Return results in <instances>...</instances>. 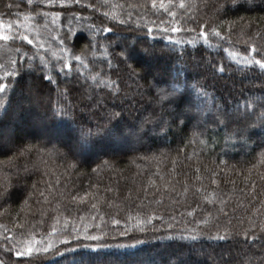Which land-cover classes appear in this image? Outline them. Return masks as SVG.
<instances>
[{
    "label": "trees",
    "instance_id": "obj_1",
    "mask_svg": "<svg viewBox=\"0 0 264 264\" xmlns=\"http://www.w3.org/2000/svg\"><path fill=\"white\" fill-rule=\"evenodd\" d=\"M87 2L96 3L97 0ZM111 2L118 5L115 11L121 18L131 14V20L126 25H118L108 20H104V24L112 27L121 37H126L130 43H135L137 36L141 37V42L136 44L137 54L129 62L142 74H150L147 80L130 78L122 65L118 70L108 72L104 57L99 55L102 50H98L95 57L88 54L89 68L82 69L84 76L78 75L75 61L71 62L73 69L69 75L64 73L58 75L59 66L52 69L50 64V74L56 79V83L52 84L42 78L45 73L39 68L35 71L28 69L27 58L22 62L17 53L0 50V62H6L9 57L16 59L20 72L15 78L9 77L5 81H0L12 85L6 89V96L0 94V99L5 101V107L8 106V100H11V107H14L19 101L18 91L29 93L33 90L37 100L35 107L32 103L29 106L27 119L36 124L41 137L25 139L15 133L17 130L12 129L11 119L23 120L24 113L27 114L24 108H21L23 113L17 117H14L11 111L5 113L0 110V129L6 127V135L9 133L12 141L21 146L39 145L48 137L53 138V142L60 141L61 138L63 143L58 144V147L61 153L67 154L66 159L64 156L53 155L50 158L44 156V164H41L36 154H29L14 161L15 167L7 163L3 165L0 181L3 180V173H9L7 179L12 187L9 189L11 199L0 204V207L7 209V214L0 216V224L12 229L19 213L20 222L28 226L37 225V231H47L48 225L52 223L50 216L59 215L62 221L70 212L71 216L76 218L81 231L87 226L90 234L105 233L100 241L86 240L81 235L78 241L72 240L68 245L70 247H76L77 244L106 245L97 249L91 258L87 255L91 249L78 248L77 252L82 254L78 259H83L85 264L89 259L93 260L94 264H209V262L224 264V254L229 252L232 254L233 264H236L242 258V254H247L249 250L255 251L246 245L242 235L250 228V221L257 225L258 234L259 225L264 222V160L260 156L261 147L258 146L260 136L253 135L249 145L244 147L245 153H240L230 142L229 145L224 144L223 128L217 129L214 126L205 128L203 125L194 127L195 120L188 123L187 127L179 125L178 122L170 124V130L165 134L160 130L158 117L163 114L171 121L172 117L168 115L171 109L161 108L155 100L154 90H148V82L153 75L168 78L175 76L177 70L182 69L181 81L187 78L189 83H195L197 87L202 86L216 103L225 107H234L237 101L250 95L264 96V72L231 60L223 51L224 48H229L243 54L248 36H254L257 31L264 36L262 19L264 0H254L252 5L240 0L243 6L238 4L230 7L223 15L215 12L216 3L223 0H188L193 5V15L197 22L207 21L210 25H219L221 20L229 22L231 29L228 35L233 43L229 44L210 36L211 47L200 39L194 45L184 43L176 45L175 51L171 53L169 48L172 45L163 38L164 36L171 35L174 40H192L196 37L198 29L197 32L179 33H163L160 30L172 26L195 28V23L191 21L182 25L169 23L166 15L151 8L150 0ZM7 4L12 5L10 10L5 7ZM77 12L92 19H72ZM53 13H60L56 18V24L53 23ZM0 18L13 22L19 20L20 31L27 34L30 39L39 33L37 38L45 40L46 47L50 45L48 52L50 58L52 52L59 55L58 41L53 38L57 34L63 36L68 27H71V36L66 43L74 53H80L89 40L86 25L88 23L100 25V21L104 19L100 13L81 8L79 5L69 4L62 7L56 3L49 6L47 3H40V0H33L32 4H29L28 0H0ZM138 18H142L139 19L141 25L139 29L136 27ZM150 21L156 23L151 24ZM161 21L164 23H160ZM229 23L221 26L222 31L228 30ZM146 24L153 27L155 39L147 35ZM24 25L27 27H23ZM103 35L98 34V39H102ZM108 35L115 39L112 34ZM253 42L264 45V39L254 38ZM21 44L23 51L29 55L35 51L26 41H17L15 47H20ZM149 46L154 47L156 56L143 55L142 50ZM34 64L38 65L39 60L34 61ZM221 67L224 69L223 72L218 70ZM101 69L110 75L111 79L118 80L120 85L118 96L109 94L106 88H97L90 79H86ZM67 71L66 69L65 72ZM26 81H31V90ZM97 101H100V104L94 107ZM61 105L70 108L74 124L62 123L51 118V109ZM113 112H119L120 116L113 118L111 115ZM153 116L157 119H153ZM145 118H148L147 122L136 136L121 135L117 131L132 125L140 128V121ZM80 126L92 128L93 131L97 127L113 131L110 133L102 131L101 135L93 136L88 143L79 144L76 137L79 135ZM194 131L203 132L204 135L193 136ZM200 139H204L206 143H199ZM113 141L138 145L114 151L110 150L108 145ZM64 145H70L75 155ZM11 155L12 152L0 153V162L7 161ZM221 160L224 161L223 164ZM25 163H28L30 168L35 163L39 170L29 173L26 178L23 173L19 177L11 174L15 172L16 167ZM69 163L75 167H68ZM44 171H48L50 175L42 176ZM197 176L200 177L199 180ZM42 179L45 182H54L55 179L60 181L51 195L45 191V196L52 201L51 207L42 201L38 203L35 195L22 207V202L32 191L34 181L38 183V190L45 189V184L39 183ZM213 179L217 181L216 184L212 183ZM185 188L188 189L187 192L184 191ZM85 192L89 193L87 204L80 205L70 200L71 195H83ZM209 194H215L213 204H208L203 199ZM221 200L226 203L221 204ZM92 203L97 204L99 212L104 215L103 220L99 215H96L95 220L91 218L90 213L94 211L91 209ZM65 207L68 208L67 212L64 211ZM57 208L59 211L53 212V209ZM192 209H195V212L190 216L188 213ZM220 209L227 215L220 212ZM137 212L142 215L155 212L163 216L164 223L154 220L153 224L158 230L149 225L145 232L131 231L127 236L118 235L119 231L134 224V220L125 223L129 213L135 217ZM208 213H211L210 217ZM80 215L84 216L82 222L78 219ZM170 216H175V220H170ZM113 217L121 220V223L113 225L111 223ZM205 218L209 219L207 226L194 223V220ZM168 224H172L173 227L168 229ZM96 225L100 227L97 228ZM186 228H197L204 235L195 241L180 239V234L185 232ZM217 233L227 235L228 239L209 238ZM135 240L144 242L135 247H127ZM59 247L62 249L65 246ZM0 258H4L3 253H0ZM7 258L10 259V264H69L72 255L68 254L67 259L50 254L32 257H15L12 254Z\"/></svg>",
    "mask_w": 264,
    "mask_h": 264
},
{
    "label": "snow or ice",
    "instance_id": "obj_2",
    "mask_svg": "<svg viewBox=\"0 0 264 264\" xmlns=\"http://www.w3.org/2000/svg\"><path fill=\"white\" fill-rule=\"evenodd\" d=\"M33 0H28L29 4H32ZM245 3L252 5L254 0H244ZM40 3H47L49 6L59 3L62 7L69 4L79 5L81 8L91 9L93 12L100 13L104 18L100 21V25L96 23H88L86 25L89 32V40L80 53H74L73 50L68 47L66 43L70 36L72 29L68 27V31L63 35L57 34L53 37L58 41L57 50L59 55H56L55 52L51 53V58L48 55L50 51V45L46 47V41L43 39H38L39 33L36 34L32 39L29 38L27 34L20 31L21 24L19 20L5 21L0 18V50L5 52H15L19 55L20 61H24L27 58V67L30 71H35L36 68H39L43 73H45L42 78L46 81H49L52 84L56 83V79L50 74L51 69L49 65L51 64L52 69L58 68V75L64 73L69 75L72 72L73 64L72 61H75V67L78 75L84 76L82 69H88L89 63L87 60L88 54L90 53L93 57L98 54L102 55L107 64L108 72H111L113 69H119L122 65L128 72L130 78L145 79L147 80L148 75L142 74L137 67L130 63L129 61L133 60L137 54L136 44L141 42V37L137 36L135 43H130L126 37H121L119 33H115L112 27L105 26L104 20L112 21L118 25H126L131 20V14L126 18H121V16L116 13L115 9L118 5L111 2V0H97L96 3L87 2V0H40ZM151 8L155 12H162L166 15L171 24L182 25L191 21L196 24V27H164L160 31L163 33H179L181 31L185 32H197L196 37L192 40H179L174 38L171 35H166L163 38L168 40L172 45L169 48V52L175 51V46L182 43L194 45L200 39L203 40L205 45L211 47L209 37L218 38L220 41H227L229 44L233 43L228 32L231 29V24L227 21L221 20L219 25H210L207 21L197 22L195 16L193 15V5L188 2V0H150ZM243 6L240 4V0H223V2H217L215 6V12L219 15L225 14L230 7H235L237 5ZM9 10L12 5H5ZM102 9H104L102 11ZM47 15V13H44ZM53 23H55L56 18L59 17L60 13H53ZM28 17H25L27 20ZM72 19L79 20H91L89 16H82L79 12L75 13ZM139 19L136 23V27L139 29L141 27ZM264 19V17H262ZM149 23L155 24V21H150ZM160 23H164L161 21ZM229 23L228 30L222 31L221 26ZM71 24V19L69 20ZM147 35L155 39L153 33V27L147 26ZM23 27H27L24 25ZM55 31V29H54ZM104 34L102 39H98V34ZM108 34L115 36V39H112ZM254 38L264 39V36L257 31L254 36H248L247 38V47L245 52L241 54L235 50H229V48H224L223 51L227 53L228 57L237 62L248 66L249 68H258L261 72H264V45H258L253 42ZM27 42L28 45H32L35 51L31 55L28 52L23 51V45L20 47H15L16 42ZM107 41V43H104ZM219 46V45H218ZM111 49V51H109ZM144 56H156V51L154 47L149 46L143 50ZM39 60V64L35 65L34 61ZM54 61V63H53ZM115 61V63H114ZM68 70L65 72V70ZM220 72H223V67L218 69ZM182 69L177 70L175 76H169L168 78H160L159 75L151 76V80L148 82V90L155 92V100L161 106L162 109H171L168 112V115L172 117L171 121L165 118L163 114L158 117L159 126L161 132L165 133L170 130V124L188 126V123L195 120L196 124L194 127H200L203 125L205 128L215 127L217 129H224V138L225 142L231 143L233 148L246 147L249 145V140L253 135L260 136L261 147L260 156L264 160V96L250 95L242 100L236 102L234 107H225L219 103H216L214 98L210 96L206 89L202 86L197 87L195 83H189L188 79L185 78L183 81L180 79V72ZM20 75V72L17 68V60L9 57L6 62H0V81H5L9 77L15 78ZM118 75V73H117ZM90 79L97 88H106L109 90V94L113 96H118L120 94V85L118 80L111 79L110 75L104 72L103 69L96 71L94 74H90L86 77ZM12 87L11 84H6L0 82V94L7 95L6 89ZM27 100L29 104L33 102L31 96L23 97ZM100 101H97L94 107H98ZM174 106V107H173ZM11 108V100H8V106L5 107V101L0 99V110H3L5 113ZM72 112L68 106L61 105L60 107H53L51 109V118L53 120H59L62 123H75V120L72 119ZM112 117H119V112L111 113ZM153 119L157 117L153 116ZM148 118L140 121V128L132 125L124 129H117L121 135L126 136H136L143 128L144 123L147 122ZM106 132L110 133L113 129L101 130L99 127L93 131L92 128H86L80 126L78 129L79 135L76 137L77 143L86 144L90 141L93 136H99L101 133ZM193 136L200 137L203 136V132L192 133ZM195 142V141H193ZM63 143V141L57 140L53 142V138L48 137L40 142L39 145L33 144H24L23 146L15 144L12 139L6 136L5 131L0 129V153L3 152H12V155L7 158V161L0 162V173L3 172V165L7 163L8 165L14 166V161L18 159L25 158L29 154H36L40 158L41 164H44L43 157L48 156L49 158L53 155L64 156L66 159L65 153H61L58 144ZM187 143V141H186ZM199 143L205 144L204 139H200ZM68 148V151L75 155L73 149L70 145H64ZM227 155V153H225ZM223 164L224 161L221 160ZM68 167H75L74 164L69 163ZM47 165L45 164V168ZM39 170L35 163L32 164L30 168L28 163H25L23 166L16 167L15 172L11 173L16 176H20L21 173L24 174L26 178L29 173ZM197 171H199L197 169ZM9 173H3V180L0 181V204L6 203V201L11 199V193L9 189L12 187L10 181H8ZM50 175L48 171H44L42 176ZM215 175V173H213ZM199 180L200 177L197 176ZM39 183L45 184L44 190H38V183L33 182L32 191L28 194V197L22 202V207L27 204L28 199L33 195L37 197V202H43L48 204L51 207L52 201L48 199V196H45V191H48L51 195L52 191L56 186L60 184L59 179H55L54 182L49 181L45 182L43 179ZM154 183V181L152 182ZM213 184H216L215 179L212 180ZM167 187V185H165ZM187 188L184 189L187 192ZM199 192L200 190L197 189ZM89 193L85 192L83 195H71L70 200L76 202L77 204L84 205L88 203ZM203 199L208 204H213L215 200V194L205 195ZM221 204L226 203V201L221 200ZM91 209L94 210L90 213L93 220L96 219V215L100 216V219H104V215L99 212L97 204L92 203ZM59 209H53V212H58ZM64 211H68V208L65 207ZM224 215H227L226 212H223V209L219 210ZM195 209H192L188 215H193ZM7 214V209L5 207H0V216ZM208 216H211V213H208ZM49 219L52 220V223L48 225L47 231H37V225L33 224L31 226L26 225L24 222H20L21 218L19 213L17 214L16 223H14L13 228L9 229L6 225L0 224V237H2V243H0V253H3L4 258H0V264H10V255L14 254L15 257H32L34 255H53L59 256L62 259H67L68 254L72 255V259L69 261V264H85L83 259H78L82 254L77 252L78 248H88L91 249L87 255L91 258L97 249L105 247L106 245H101L99 243L95 245H80L77 244L76 247H70L72 240H79L80 236L83 235L84 239L90 241H100L105 235L104 232L100 234H90L87 231V226L80 230L77 226L76 218L71 216L69 212L68 215L61 218L59 215L50 216ZM78 219L82 222L84 216L80 215ZM170 220H175V216H170ZM135 221L134 224H131L130 227L125 228L123 231H119L118 235L127 236L131 231L145 232L148 230V226L151 225L154 230L156 226L153 224L154 220H159L161 223H164V218L162 215H157L155 212L151 214H141L137 212L135 217L129 213L126 224L130 221ZM111 223L113 225H119L121 220L112 218ZM194 223L197 225L204 224L207 226L209 224V219L205 218L203 220H194ZM231 223V221H229ZM97 228L100 225H96ZM168 229L173 227L172 224L167 225ZM257 225L250 221V228L246 229L243 232V238L246 245L250 249H255V251L249 250L247 254H242V258L236 262V264H264V222L259 225V234L256 231ZM201 235H204L202 231H199L197 228L185 229V232H182L179 236L180 239H190L197 240ZM239 235V234H238ZM172 238L171 236L169 237ZM210 239L216 240H226L228 236L225 234L217 233L215 236H210ZM144 241L135 240L132 245H127V247H135L137 244H141ZM64 245L62 249L59 247ZM117 247H126V245H117ZM224 264H233L232 254H224ZM87 264H94V261L89 259Z\"/></svg>",
    "mask_w": 264,
    "mask_h": 264
},
{
    "label": "rangeland",
    "instance_id": "obj_3",
    "mask_svg": "<svg viewBox=\"0 0 264 264\" xmlns=\"http://www.w3.org/2000/svg\"><path fill=\"white\" fill-rule=\"evenodd\" d=\"M56 22V21H55ZM56 24V23H55ZM135 58V57H134ZM27 82V85H28V88L30 89L31 88V81H26ZM31 90V89H30ZM33 91V90H32ZM32 91H29V93H25V92H17V94L19 95V101L16 103V106L14 107H11L9 111H11V113L14 114V117H17V115L19 114H22L23 112L21 111V108H24L25 111L24 112H27L24 113V119L21 120V121H18V119H11V125H12V129L13 130H17L18 132H15L17 133L20 137H23L25 139H28V138H31V137H41V132L38 130L37 131V128H36V124H34L32 121H29L27 118H28V108L31 104H29L27 102V100L23 99V97H27V96H31L33 102H32V105H34L35 107V101L37 100V97L36 95L34 94V92ZM31 113L34 114L33 111H31ZM21 117V115H20ZM32 123V125L30 126V124ZM33 126V127H32ZM3 130L5 131L6 130V127L3 128ZM6 134V133H5ZM9 133L6 135L9 137ZM53 135V134H52ZM56 136V135H55ZM57 137V136H56ZM60 141H61V138H59ZM144 143V141L142 142ZM141 144V143H140ZM224 144L226 145V142L224 141ZM228 145L230 143H227ZM108 145H110V150H114V151H121L122 149H129V148H133V147H136L138 144L134 145V144H126L125 142H116V141H113V142H110ZM237 149L239 150L240 153H245V149L244 147H239L237 146ZM109 150V151H110ZM210 264V262H209Z\"/></svg>",
    "mask_w": 264,
    "mask_h": 264
}]
</instances>
